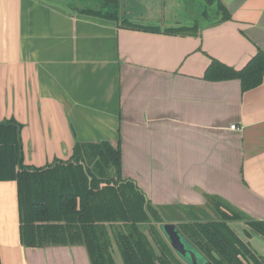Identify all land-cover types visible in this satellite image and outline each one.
<instances>
[{
	"label": "crops",
	"instance_id": "obj_1",
	"mask_svg": "<svg viewBox=\"0 0 264 264\" xmlns=\"http://www.w3.org/2000/svg\"><path fill=\"white\" fill-rule=\"evenodd\" d=\"M71 1L0 0V122L21 124L23 163L119 142L122 177L170 215L213 195L264 221V77L244 92L203 78L210 57L240 69L264 50V0H119L121 17L158 31L82 12L101 0ZM0 263L90 264L81 245L21 244L14 180L0 181Z\"/></svg>",
	"mask_w": 264,
	"mask_h": 264
},
{
	"label": "trees",
	"instance_id": "obj_2",
	"mask_svg": "<svg viewBox=\"0 0 264 264\" xmlns=\"http://www.w3.org/2000/svg\"><path fill=\"white\" fill-rule=\"evenodd\" d=\"M101 1L102 9L82 12L128 28L158 31L121 17L119 0ZM215 5L220 14L216 20L228 19L226 9L218 1ZM167 31L195 32V27ZM263 77L262 49L240 69L210 57L203 74L207 81L238 80L242 92L258 86ZM20 130L21 124L14 119L0 122V181L16 182L23 246L81 245L90 264H116L111 250L114 243L123 264H187L160 236V228L155 229L163 223L159 209L134 180L122 177L119 142L115 146L107 141L76 142L69 159L34 167L23 163ZM205 200L218 218L179 222L176 227L183 237L212 264H264V257L246 241L252 232L264 240V221L246 218L217 196L205 195ZM232 222H242L243 238L231 227ZM141 224L148 226L153 243Z\"/></svg>",
	"mask_w": 264,
	"mask_h": 264
},
{
	"label": "rangeland",
	"instance_id": "obj_3",
	"mask_svg": "<svg viewBox=\"0 0 264 264\" xmlns=\"http://www.w3.org/2000/svg\"><path fill=\"white\" fill-rule=\"evenodd\" d=\"M71 2H72L71 4H74V3L78 4V2H76V0H72ZM155 207H157V206H155ZM157 208L159 209V211L161 213V217H162L163 222H171V223H174L176 226L179 222H181L183 220L194 219V217H192V214H194L195 217H197L203 221L214 220V219L218 218V216L212 210V208H210L206 204L202 207H194V208L191 207V210L189 212H192V214H189L188 212H185V211L184 212L177 211L176 215H174V214L170 215L171 214L170 210H172V209H170V207L161 206V207H157ZM159 226H160V223H157L155 226V229H159ZM231 227L236 230L238 235H240L242 238L244 237V234L242 232V222H232ZM140 228L143 232H145L147 234L148 238L153 243V238H151V236L148 232V226L146 224H141ZM159 231H160V229H159ZM160 233H161V231H160ZM160 236L165 238V236L162 233ZM246 241L249 245H251V247L253 249L255 248L254 250L257 252L258 255L264 257V241L261 237H259L258 235H253L252 239L249 238V239H246ZM111 250H112L113 257L115 259L116 264H123L121 257L119 255L114 243H113Z\"/></svg>",
	"mask_w": 264,
	"mask_h": 264
},
{
	"label": "water",
	"instance_id": "obj_4",
	"mask_svg": "<svg viewBox=\"0 0 264 264\" xmlns=\"http://www.w3.org/2000/svg\"><path fill=\"white\" fill-rule=\"evenodd\" d=\"M159 228L168 241L172 250L178 255L180 259L185 261L187 264H212L183 237L174 223L163 222L160 224ZM243 228L244 226L242 224V232ZM253 235L258 234L252 232L251 236Z\"/></svg>",
	"mask_w": 264,
	"mask_h": 264
},
{
	"label": "built area",
	"instance_id": "obj_5",
	"mask_svg": "<svg viewBox=\"0 0 264 264\" xmlns=\"http://www.w3.org/2000/svg\"><path fill=\"white\" fill-rule=\"evenodd\" d=\"M231 127H234V125H231Z\"/></svg>",
	"mask_w": 264,
	"mask_h": 264
}]
</instances>
